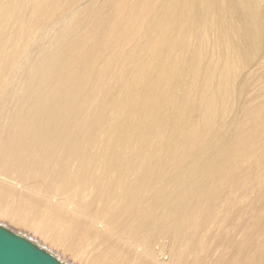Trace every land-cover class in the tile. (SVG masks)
<instances>
[{"label":"bare ground","instance_id":"obj_1","mask_svg":"<svg viewBox=\"0 0 264 264\" xmlns=\"http://www.w3.org/2000/svg\"><path fill=\"white\" fill-rule=\"evenodd\" d=\"M0 226L62 264H264V0H0Z\"/></svg>","mask_w":264,"mask_h":264},{"label":"water","instance_id":"obj_2","mask_svg":"<svg viewBox=\"0 0 264 264\" xmlns=\"http://www.w3.org/2000/svg\"><path fill=\"white\" fill-rule=\"evenodd\" d=\"M0 264H62L24 236L0 226Z\"/></svg>","mask_w":264,"mask_h":264}]
</instances>
